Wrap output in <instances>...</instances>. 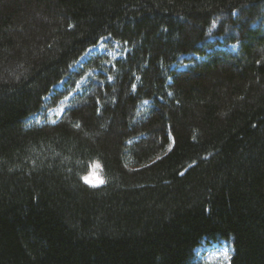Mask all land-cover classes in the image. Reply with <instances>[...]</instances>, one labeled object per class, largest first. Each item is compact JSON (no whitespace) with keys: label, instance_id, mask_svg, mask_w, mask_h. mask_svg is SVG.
Masks as SVG:
<instances>
[{"label":"trees","instance_id":"trees-1","mask_svg":"<svg viewBox=\"0 0 264 264\" xmlns=\"http://www.w3.org/2000/svg\"><path fill=\"white\" fill-rule=\"evenodd\" d=\"M103 40L120 57L76 68ZM218 243L264 264V0H0V264Z\"/></svg>","mask_w":264,"mask_h":264},{"label":"rangeland","instance_id":"rangeland-1","mask_svg":"<svg viewBox=\"0 0 264 264\" xmlns=\"http://www.w3.org/2000/svg\"><path fill=\"white\" fill-rule=\"evenodd\" d=\"M122 53V49L119 44L117 43H111L108 40H103L100 45L96 48L91 49L87 55L78 63L77 67L78 69L84 68L86 62L89 59L96 58V57H103V58H108L109 61L107 62L108 65L111 63V61H114L120 57ZM86 79L84 78L78 85L74 93H72L69 97L65 98L64 100L59 103V105L52 109L48 110L45 120L41 119L39 117H42L41 115L38 117L34 118V121L32 123L40 122L41 125L45 123L49 124H57V122L60 121L64 113L69 107V104L71 100L79 94L84 87ZM63 110V111H62ZM53 121H55L53 123ZM96 165H99V167H96ZM89 175L86 177L89 178V180L92 182L91 186L93 187H99L102 184L99 183L100 180H103L101 175H100V164H96ZM225 252L227 253V258H225ZM232 254V251L230 247L226 243H218V244H203L202 247H200L197 251V257L198 260L202 261L205 264H229L230 261V256Z\"/></svg>","mask_w":264,"mask_h":264},{"label":"snow or ice","instance_id":"snow-or-ice-1","mask_svg":"<svg viewBox=\"0 0 264 264\" xmlns=\"http://www.w3.org/2000/svg\"><path fill=\"white\" fill-rule=\"evenodd\" d=\"M213 26H214V23H213ZM109 79H111V77H109ZM133 88H135V85H133ZM144 103H148L147 101H145ZM63 111V110H62ZM98 114H99V109L97 110ZM55 121H53L54 123ZM76 127H79V125H76ZM96 167H99V165H96ZM82 179L84 180L85 183H89L91 184L92 182L89 180L88 177H82ZM104 181L103 180H100L99 183L102 184ZM93 186H96V185H93ZM225 258H227V253L225 252Z\"/></svg>","mask_w":264,"mask_h":264}]
</instances>
